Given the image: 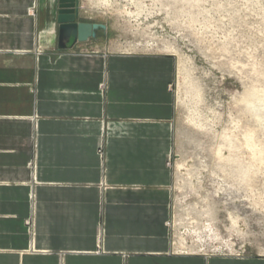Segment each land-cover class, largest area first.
I'll return each mask as SVG.
<instances>
[{
	"label": "crops",
	"instance_id": "crops-1",
	"mask_svg": "<svg viewBox=\"0 0 264 264\" xmlns=\"http://www.w3.org/2000/svg\"><path fill=\"white\" fill-rule=\"evenodd\" d=\"M74 46L0 0V264H264L171 253L174 60Z\"/></svg>",
	"mask_w": 264,
	"mask_h": 264
},
{
	"label": "rangeland",
	"instance_id": "rangeland-1",
	"mask_svg": "<svg viewBox=\"0 0 264 264\" xmlns=\"http://www.w3.org/2000/svg\"><path fill=\"white\" fill-rule=\"evenodd\" d=\"M79 2L76 52L174 60L171 253L264 259V0Z\"/></svg>",
	"mask_w": 264,
	"mask_h": 264
},
{
	"label": "water",
	"instance_id": "water-1",
	"mask_svg": "<svg viewBox=\"0 0 264 264\" xmlns=\"http://www.w3.org/2000/svg\"><path fill=\"white\" fill-rule=\"evenodd\" d=\"M79 0H58L56 25L58 30V49H66L72 39V46L84 44L95 39L99 30L105 31L101 24L78 22Z\"/></svg>",
	"mask_w": 264,
	"mask_h": 264
},
{
	"label": "flooded vegetation",
	"instance_id": "flooded-vegetation-1",
	"mask_svg": "<svg viewBox=\"0 0 264 264\" xmlns=\"http://www.w3.org/2000/svg\"><path fill=\"white\" fill-rule=\"evenodd\" d=\"M79 5H80V2H79ZM57 10H58V0H56V13H57ZM68 43L71 44L72 43V39H70Z\"/></svg>",
	"mask_w": 264,
	"mask_h": 264
},
{
	"label": "bare ground",
	"instance_id": "bare-ground-1",
	"mask_svg": "<svg viewBox=\"0 0 264 264\" xmlns=\"http://www.w3.org/2000/svg\"><path fill=\"white\" fill-rule=\"evenodd\" d=\"M96 36H97V35H96ZM88 42H90V40H89ZM88 42H87V43H88ZM84 44H86V43H84Z\"/></svg>",
	"mask_w": 264,
	"mask_h": 264
}]
</instances>
